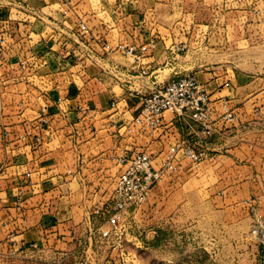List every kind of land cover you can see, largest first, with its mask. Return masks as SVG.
Returning <instances> with one entry per match:
<instances>
[{
  "label": "crops",
  "instance_id": "crops-1",
  "mask_svg": "<svg viewBox=\"0 0 264 264\" xmlns=\"http://www.w3.org/2000/svg\"><path fill=\"white\" fill-rule=\"evenodd\" d=\"M165 6L0 0V255L34 248L52 256L47 263L65 264L71 253L91 251L80 241L109 227L119 157L130 149L161 165L189 143L206 161L221 159L222 171L254 172L264 186V78L183 73L182 30L203 25L146 15ZM79 21L89 27L82 36ZM119 45L137 52L125 55ZM186 75L208 90L210 134L170 112L156 129L128 131L142 95ZM110 258L79 264H117Z\"/></svg>",
  "mask_w": 264,
  "mask_h": 264
},
{
  "label": "rangeland",
  "instance_id": "rangeland-1",
  "mask_svg": "<svg viewBox=\"0 0 264 264\" xmlns=\"http://www.w3.org/2000/svg\"><path fill=\"white\" fill-rule=\"evenodd\" d=\"M155 2L166 5L164 10L146 15L158 23L203 25L182 30L188 37L179 45L185 48L177 49L183 73L264 78V0ZM167 161L172 167L148 201L127 210L109 236L95 232L80 241L93 245L91 251L73 252L65 264H79L84 257L103 262L111 256L117 264H264V186L255 173L222 171L221 159L174 155ZM134 210L136 221L130 217ZM47 260L52 256L34 248L0 255V264H56Z\"/></svg>",
  "mask_w": 264,
  "mask_h": 264
},
{
  "label": "built area",
  "instance_id": "built-area-1",
  "mask_svg": "<svg viewBox=\"0 0 264 264\" xmlns=\"http://www.w3.org/2000/svg\"><path fill=\"white\" fill-rule=\"evenodd\" d=\"M87 32V23L79 21L75 34L82 36ZM151 46L155 47V43ZM184 48L185 46L177 47L178 50ZM118 49L125 55H134L137 52L135 45H119ZM142 72L147 73L145 69ZM141 101V112L134 119L133 125L128 127L129 132L135 127H160L166 112L194 119L202 126L205 135L212 132L209 122L210 96L206 86L194 75L173 78L142 95ZM226 114L232 117L228 108ZM183 150L185 155L194 161L202 159V155L189 143L183 146ZM119 163L122 170L112 194L109 228L102 231L104 236H109L120 227L127 210L137 208L148 201L153 187L163 177L164 171L172 167L171 161L157 165L147 151L139 149L126 151L119 157Z\"/></svg>",
  "mask_w": 264,
  "mask_h": 264
}]
</instances>
